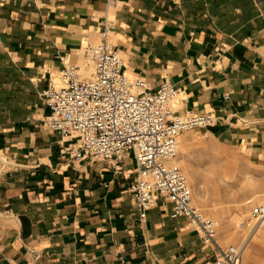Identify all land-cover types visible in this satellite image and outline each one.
Listing matches in <instances>:
<instances>
[{
	"label": "crops",
	"instance_id": "1",
	"mask_svg": "<svg viewBox=\"0 0 264 264\" xmlns=\"http://www.w3.org/2000/svg\"><path fill=\"white\" fill-rule=\"evenodd\" d=\"M117 3L0 0V264L214 262L196 229L170 218L168 201L158 198L139 219L132 158L117 174L108 162L76 160L78 134L43 126L50 113L41 92L62 87L69 66L90 76L85 49L101 42L105 17L130 79H144L152 93L171 84L176 116L218 119L182 134L179 148L201 141L264 170V0ZM180 161L201 199L203 186Z\"/></svg>",
	"mask_w": 264,
	"mask_h": 264
},
{
	"label": "built area",
	"instance_id": "2",
	"mask_svg": "<svg viewBox=\"0 0 264 264\" xmlns=\"http://www.w3.org/2000/svg\"><path fill=\"white\" fill-rule=\"evenodd\" d=\"M107 6L116 10L117 0H107ZM109 33L110 23L105 17L101 42L85 49L89 77L80 67L69 66L60 72L62 87L50 85L41 92L50 113L43 126L62 138L78 134L76 160L87 157L91 162H108L117 174L123 160L132 158L131 193L140 220L162 198L172 205L170 218L187 220L202 244L213 250L212 264H241L246 241L239 247L218 244L219 224L193 204L187 177L173 163L182 134L207 129L218 119L211 114L174 115L170 106L178 91L163 82L152 93L144 79H130L109 42ZM250 221V234L264 224V202L250 210Z\"/></svg>",
	"mask_w": 264,
	"mask_h": 264
},
{
	"label": "rangeland",
	"instance_id": "3",
	"mask_svg": "<svg viewBox=\"0 0 264 264\" xmlns=\"http://www.w3.org/2000/svg\"><path fill=\"white\" fill-rule=\"evenodd\" d=\"M180 159L190 167L197 184L203 186L201 199L192 192V202L219 224L218 244L239 247L246 241L241 264H264V224L250 234V210L264 202V170H256L237 152L196 140L178 147L176 162L185 173Z\"/></svg>",
	"mask_w": 264,
	"mask_h": 264
},
{
	"label": "bare ground",
	"instance_id": "4",
	"mask_svg": "<svg viewBox=\"0 0 264 264\" xmlns=\"http://www.w3.org/2000/svg\"><path fill=\"white\" fill-rule=\"evenodd\" d=\"M176 161H177V159H176L175 162H173V163H174L176 166H178ZM179 164H181V161L179 162ZM178 167H179V166H178Z\"/></svg>",
	"mask_w": 264,
	"mask_h": 264
}]
</instances>
